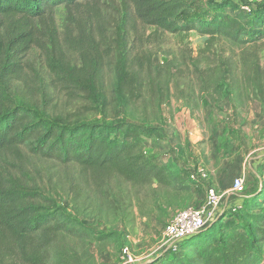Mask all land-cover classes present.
<instances>
[{"label":"trees","instance_id":"obj_1","mask_svg":"<svg viewBox=\"0 0 264 264\" xmlns=\"http://www.w3.org/2000/svg\"><path fill=\"white\" fill-rule=\"evenodd\" d=\"M103 1L0 0V156L10 153L20 158L19 148L27 147L34 157L75 164L82 181L96 188L116 180L187 191L190 186L182 180L184 172L163 165L157 154L145 148L147 143L164 138L163 126L145 127L133 122L71 124L48 118L16 100V82L23 81V92L30 94L22 62L33 49L44 57L50 85L68 97L96 100L98 80L110 65L118 85L138 76L143 66L137 63L134 70L135 63L128 61L124 27L118 26L112 38L107 35L108 23L100 9ZM118 1L125 11L124 24L133 17L141 26L163 33L195 32L206 37L207 46L215 39L238 44L246 35L252 37L254 47L264 40L263 10L254 9L248 15L227 2L214 4L211 14L188 17L184 15L186 0ZM60 7L66 15L61 36L55 26V13ZM249 21L261 27L257 35L248 32ZM70 54L78 58V63L70 60ZM262 62L253 59L249 68L254 74L245 78L258 94L264 93V57ZM228 210L199 233L155 254L147 264H264L263 186L235 212L230 209L231 214H238L237 220L214 235L212 227L226 221L223 214ZM58 237L96 241L104 240L105 234H96L78 222L43 190L4 169L0 160V264H68L57 245Z\"/></svg>","mask_w":264,"mask_h":264},{"label":"rangeland","instance_id":"obj_2","mask_svg":"<svg viewBox=\"0 0 264 264\" xmlns=\"http://www.w3.org/2000/svg\"><path fill=\"white\" fill-rule=\"evenodd\" d=\"M185 2L184 15L191 17L210 13L214 4L231 2L238 8L249 0ZM250 6L264 11V1ZM100 9L108 23L110 38L118 26L124 27L128 61L135 63L134 70H137V63L143 66L138 76L128 77L118 85L110 65L98 80L96 100L68 97L50 85L44 57L39 50L33 49L22 62L25 65L23 78L30 94L23 92V81L16 82L13 90L19 93L17 102L33 106L48 118L71 124L133 122L145 127L163 126V129L165 124L166 128L173 125L171 118L183 110L181 103L186 107L192 105L196 110L194 117L189 119L195 122L192 127L201 143H197L195 151H182L191 158L192 152L199 153L197 158L188 160V169L195 170L198 164L207 170L210 179L216 171L220 178L233 180L232 168L240 158L246 160L242 189L235 193L231 187L227 188L224 199L242 202L262 186L264 188V165L258 168L254 165L256 157L264 155V93L254 92L245 79L254 74L249 68L253 59L257 57L263 63L264 40L254 47L252 37L246 35L238 44L215 39L207 46L206 37L195 32L163 33L141 26L133 17L125 25V11L118 0H104ZM128 13L131 16L130 10ZM65 16L63 7L56 10L55 26L60 36ZM182 22L179 19V23ZM247 27L254 35L261 29L250 21ZM69 58L74 64L78 63L75 55L70 54ZM171 141L172 138L167 137L163 144L171 147ZM152 146L150 142L145 148L151 152ZM19 152L22 158H15L10 153L0 156L2 167L43 190L47 197L96 234H105L104 240L96 241L58 237V248L68 259V264H125L120 256L124 247L129 249L135 264L150 263L155 254L167 250L162 233L171 217L188 207H205L208 187L201 182L192 185L184 180L190 186L187 191L141 187L116 180H111L106 187L96 188L82 181L75 164L34 157L27 147H20ZM193 164L196 165L191 166ZM18 167L26 178L20 175ZM215 191L218 194L225 192ZM223 207L220 205L219 209ZM230 209L223 214L226 221L212 227L214 235L237 220L238 214H231Z\"/></svg>","mask_w":264,"mask_h":264},{"label":"crops","instance_id":"obj_3","mask_svg":"<svg viewBox=\"0 0 264 264\" xmlns=\"http://www.w3.org/2000/svg\"><path fill=\"white\" fill-rule=\"evenodd\" d=\"M181 105L183 107V110H181V112L177 114L178 116L180 115V117L178 118V116L173 115L171 118L173 120V125H171L170 127L168 126V128H166V121L164 120V138L161 140L152 141L154 149L152 148L151 152L157 154L159 161L163 165H171L174 166L176 170L183 171L184 173L182 174V180H185L188 184L191 183L192 185H195L201 182L203 185L214 188L217 191H225L224 193H222L225 195V193H227V190L230 189L229 187L232 186V182L235 178L243 179L246 160L242 161L240 158H238L236 164L233 165L231 176L233 180H224L220 178V176L217 175L216 171L212 172L214 178L210 179L207 170L203 166L198 164L195 170L188 169L190 163L188 160H191L194 157L197 158V155L199 153L195 155L194 152H192L193 155H191L193 156V158H191L190 156H186V154H183L182 151H184L185 153L187 149L195 151L197 143H201V138L197 136L196 129L192 127L195 122L189 119L191 117H194V110H196V107L192 105L186 107L184 103H181ZM199 107H201V105L197 108ZM167 137L172 138V141L170 142L172 144L171 147H168V144L166 145V143L163 144L165 141H167ZM183 156H185V158H183ZM195 165L196 164H193L191 166ZM254 165L256 166V168L260 167L261 165H264V155L257 156L256 160H254ZM253 171L255 172L254 174H256V170L254 168ZM258 178H260V176H258ZM243 202L244 200H242L241 202L240 200L230 201L224 199L221 205H224L223 208L228 210L232 207L242 205ZM223 208H220V213L223 212ZM215 220L216 219H214V221ZM107 262H109L108 259Z\"/></svg>","mask_w":264,"mask_h":264},{"label":"built area","instance_id":"obj_4","mask_svg":"<svg viewBox=\"0 0 264 264\" xmlns=\"http://www.w3.org/2000/svg\"><path fill=\"white\" fill-rule=\"evenodd\" d=\"M261 1L264 0H249V3ZM249 3L241 4L239 10L244 14H252L255 8L250 6ZM242 185V179L235 178L232 182L231 190L237 193L242 189ZM223 200L224 194H218L213 188L208 187L206 190L205 207H188L176 212L171 217L162 233L163 245L167 248H174L178 242L202 231L219 215L218 210H220L219 207ZM237 208L238 206L232 207V212H235ZM120 256L124 259L125 264H135V260L131 257L127 247L121 249Z\"/></svg>","mask_w":264,"mask_h":264}]
</instances>
